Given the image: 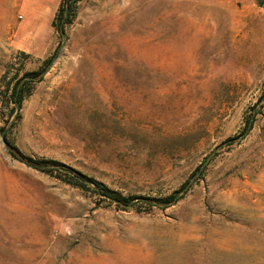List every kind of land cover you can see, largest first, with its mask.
Here are the masks:
<instances>
[{
	"label": "rangeland",
	"instance_id": "obj_1",
	"mask_svg": "<svg viewBox=\"0 0 264 264\" xmlns=\"http://www.w3.org/2000/svg\"><path fill=\"white\" fill-rule=\"evenodd\" d=\"M73 1L0 0V264H264V5Z\"/></svg>",
	"mask_w": 264,
	"mask_h": 264
},
{
	"label": "trees",
	"instance_id": "obj_2",
	"mask_svg": "<svg viewBox=\"0 0 264 264\" xmlns=\"http://www.w3.org/2000/svg\"><path fill=\"white\" fill-rule=\"evenodd\" d=\"M69 1L71 0H68L66 7L59 12L54 22V26L61 36L65 34L66 24H69L72 22L74 6H73V3L72 2L70 3ZM76 1L78 0H74L73 2H76ZM257 1L260 5H264V2L262 0H257ZM47 64H49V61L45 63V65ZM44 72H45V67L39 71L27 73L23 78L17 81L12 87L10 84L6 87L5 91L10 93V99L15 105L14 107L15 111L18 110L16 105H20L24 98L26 87L37 82L39 78H41ZM8 152L13 158L17 159L18 161L22 163H25L27 166L33 167L35 169H41V170L48 169L52 172H57L59 175L63 176L61 178L65 183L73 187H77L81 189H88L94 192L95 194H97L102 199L113 202L117 204L118 206H127L129 204H132V201L134 200L133 197H126L122 195L121 193L110 189L108 186L104 185L103 183L93 178L88 177L82 172L60 161L35 160V159L25 156L16 147L11 146V145H8ZM179 199L180 197L177 198L176 194L170 195L166 198H151V197L141 198V200L144 203L150 206H157L160 208L169 207L175 204Z\"/></svg>",
	"mask_w": 264,
	"mask_h": 264
}]
</instances>
